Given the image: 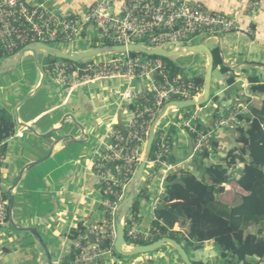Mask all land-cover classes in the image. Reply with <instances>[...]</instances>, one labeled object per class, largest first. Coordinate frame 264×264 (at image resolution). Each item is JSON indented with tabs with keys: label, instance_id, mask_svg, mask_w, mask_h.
Listing matches in <instances>:
<instances>
[{
	"label": "crops",
	"instance_id": "obj_1",
	"mask_svg": "<svg viewBox=\"0 0 264 264\" xmlns=\"http://www.w3.org/2000/svg\"><path fill=\"white\" fill-rule=\"evenodd\" d=\"M99 1L101 0H27L30 6H44L55 13L67 11L80 17ZM109 1L118 13L126 0ZM188 1L203 3L211 11L231 16L238 22L240 31L202 40L206 45L207 42L215 40L214 49L207 47L212 52L218 49L222 60V66L218 67L217 71L223 79L215 86L212 81L210 102L196 108L194 112L182 113L171 109L158 124L156 132H169L173 138V169L169 171L152 163L147 165L139 191V219L136 220L141 230H148L152 226L155 207L165 193L162 189L163 180L184 171H196L190 159L194 147L193 138L182 128L187 118L196 115L203 130L215 133L214 142L217 147L205 160L206 165H224L223 160L229 151L244 143L237 127L217 129L216 121L229 116L238 107H242L244 115L249 112L250 106L260 108L264 102L263 95H254L251 92L253 79L264 83V0H257V10L250 13L247 12V7L252 0ZM65 53L74 54L78 51ZM199 57L200 65L196 69V76L186 77L181 73L175 75L186 79H205L208 56L199 54ZM33 62L36 66L34 58ZM39 62L41 64L40 54ZM223 67L228 69L227 73L223 72ZM45 72L47 77L42 87L40 72L38 79L25 90L12 92L6 86H0V116L4 112L15 126V134L5 149L4 165L10 164L7 155L9 143L17 140L20 146L11 168L3 165L2 169V186L4 180L10 181L8 194L10 195V190L13 189L12 194L15 197L14 206L12 209L10 207L9 220L13 221L19 232L7 237L8 244L2 243L4 249L0 248V264H49L44 259L45 250L43 251L30 230L36 232L43 240L52 264H70L74 258V233L81 228L87 231L104 217L94 162L98 154L111 142V132L116 128L122 131L119 121H122L125 129L132 117V107L124 100L125 92H137L146 86L144 80L107 79L124 81L129 86L123 93L115 92L114 100L103 96L84 102L77 100L79 102L71 105L74 92L80 88L68 89L66 95L58 93L56 86L59 85L48 70ZM135 83L136 89L132 87ZM27 97L30 98L23 102ZM244 125L240 123L239 126ZM42 160L43 162L34 168L24 171L29 165ZM243 168L244 166L240 165L237 170ZM23 171L21 181L15 188L16 180ZM238 195L247 196L248 193L233 182L225 186V192L218 195V199L231 206L238 200ZM188 226L186 223L174 228L183 240V247L188 243ZM255 229L257 230L255 227L251 228L248 233L255 234L256 231H252ZM214 244V241H210L200 245ZM136 247L138 245L127 244L125 250L133 251ZM133 259L134 261L125 260V263L181 264L180 257L170 245H164L152 255H139Z\"/></svg>",
	"mask_w": 264,
	"mask_h": 264
},
{
	"label": "built area",
	"instance_id": "obj_2",
	"mask_svg": "<svg viewBox=\"0 0 264 264\" xmlns=\"http://www.w3.org/2000/svg\"><path fill=\"white\" fill-rule=\"evenodd\" d=\"M258 6L259 2L252 0L247 12L257 10ZM91 27L99 30L101 36L111 43L109 46L142 45L166 51L170 44L182 48L198 37H219L240 31L238 22L231 16L188 0H126L118 13L109 0H101L83 17L67 11L55 13L44 6H30L27 0H0V55L3 59L17 55L34 44L53 47L54 43L73 42ZM48 73L59 86L68 89L94 85L107 79L146 82L141 92H125L124 100L132 107V117L125 132L118 128L111 132V142L94 162L104 217L87 231L78 230L73 240L74 258L70 264H117V221L143 159L141 153L151 124L166 104L197 99L203 88L193 78L172 74L163 58L138 52L93 60L85 66L61 60L50 64ZM241 109L238 107L229 116L218 119L217 129L239 126ZM182 128L193 138L191 160L214 152L215 133L203 130L196 115L187 119ZM12 137L0 142V232L10 217L11 199L2 189V169L6 160L5 149ZM154 146V160L150 163L171 171L173 138L170 133L156 132ZM130 211L122 222L126 242L129 240L132 245L144 246L158 241L159 231L153 226L148 230L139 229ZM88 231L94 241L89 238Z\"/></svg>",
	"mask_w": 264,
	"mask_h": 264
},
{
	"label": "trees",
	"instance_id": "obj_3",
	"mask_svg": "<svg viewBox=\"0 0 264 264\" xmlns=\"http://www.w3.org/2000/svg\"><path fill=\"white\" fill-rule=\"evenodd\" d=\"M213 55L216 71L222 66V60L218 49ZM2 59L3 55H0V61ZM164 62L172 74L179 73L172 61L164 59ZM222 70L228 72L224 67ZM194 80L203 88L204 79ZM252 84V94L264 96V83L253 79ZM239 120L245 124L237 126L244 145L230 150L223 160L224 165L207 166L205 160L210 154L206 153L192 160L195 172L184 171L169 176L170 181L180 178L183 184L167 187L154 211L152 226L159 231L156 240L170 238L183 246V240L174 228L187 223V242L204 244L214 241L221 249L224 264H258L264 260V102L260 108L250 106L249 112L241 115ZM13 134L14 123L3 112L0 116V142ZM216 147L214 142V150ZM154 151L153 145L150 162L154 160ZM240 165L244 168L238 171ZM236 173L239 179L234 180ZM233 182L248 195H238V200L230 206L221 202L218 195L224 193L225 186ZM140 196L131 207L130 216L134 220L139 219ZM253 227L257 228L256 233L248 234ZM76 235L77 232L73 237ZM127 244H131L129 240Z\"/></svg>",
	"mask_w": 264,
	"mask_h": 264
},
{
	"label": "water",
	"instance_id": "obj_4",
	"mask_svg": "<svg viewBox=\"0 0 264 264\" xmlns=\"http://www.w3.org/2000/svg\"><path fill=\"white\" fill-rule=\"evenodd\" d=\"M43 52L47 55L54 56L58 59L61 60H66L70 62H81L90 58H94L97 56L101 55H111V54H122L125 52H138L144 55H149V56H156L160 57L163 59L170 60L172 62H175L178 58L184 57V56H189V55H199V54H206L208 56V67L206 70V75L204 79V86H203V92L202 94L197 98L193 99L191 101H186V102H171L166 104L158 113L157 117L155 120L152 122L149 133H148V138L144 147V154H143V159L140 163V166L138 168V171L136 173L135 179L131 184L130 187V193L129 195L124 199L122 205H121V210H120V215L117 221V230H118V240L115 245V251L117 254L123 257H133L136 255H142V254H149L156 252L160 250L164 245H170L171 247L174 248V250L178 253L180 256L181 260L183 261L184 264H194L187 253V251L184 249L182 245H180L178 242L175 240H172L170 238H162L150 245H144V246H138L136 247L133 251H126L125 246L127 245L126 242V237H125V230L122 225L123 219L125 216L129 213L131 210L133 201L136 199V197L139 194L140 188L142 186V181H143V176L145 173V170L147 168V165L150 163V158H151V153H152V148L155 142L156 138V131L158 124L161 122V120L164 118V116L168 113L169 110L171 109H177V110H183V109H188V108H201L204 105L208 104L211 99V90H212V81H213V74H214V55L213 52L207 47L206 42H202L199 44H195L192 46H186L179 48L176 51L173 52H168L163 49H148L142 45H123V46H103L99 47L97 49H91L83 52H78L74 54H68L65 53L55 47L52 46H47V45H41V44H34V45H29L22 49L16 57L9 61L1 70H0V78L3 77L6 74H10L13 72L23 61L24 57L26 55H31L34 58L35 64L41 73L42 76V82H41V87L44 84L46 80V72L42 68L40 62H39V53ZM30 97H27L23 102H26L27 99ZM77 126L83 130V127L77 123ZM119 127L120 129L125 132L124 125L122 121H119ZM42 161L38 163H34L29 165L27 168L24 169H31L34 168L36 165L39 163H42ZM24 171L21 173L18 181L15 184V188L19 184L22 178V174ZM175 184H183V181L180 178H177L173 181H170L168 178L163 180L162 183V189H166L169 186L175 185ZM14 188V189H15ZM13 189L10 190V199H11V209L14 206V201L15 197L12 194ZM31 232L34 233L36 236L39 244L42 246V248L46 251L47 249L46 246L41 239V237L34 231L30 230ZM89 238L94 241L93 236L91 233L88 231L87 232Z\"/></svg>",
	"mask_w": 264,
	"mask_h": 264
},
{
	"label": "rangeland",
	"instance_id": "obj_5",
	"mask_svg": "<svg viewBox=\"0 0 264 264\" xmlns=\"http://www.w3.org/2000/svg\"><path fill=\"white\" fill-rule=\"evenodd\" d=\"M220 37H221V35H220ZM205 39H206V37H203V36L195 38L189 43V46L198 44V43L202 42V40H205ZM109 44H111V43L101 36V33L99 32V30L96 27H91V29L86 30V33L81 38H79L73 42L54 43L52 45H53V47H55V48H57L63 52L73 53V52H77V51L83 52V51H87V50H91V49H97L99 47L108 46ZM215 45H216L215 40H211V41L207 42V46L210 49L211 48L214 49ZM179 47H181V46L170 44V45L166 46V49L168 51H173ZM39 54H40V60H41L42 67L44 68L45 71H47L49 69V65L52 64L53 62L61 61V59H58V58L51 56V55H47L43 52H40ZM119 55L123 56V53L119 54ZM119 55L118 54L101 55V56L90 58V59H87V60H84L81 62H77L76 64L79 66H85V65H87V63L92 62L93 60L98 61V60L112 59L114 57H118ZM15 57H16V55L4 57V59H2L0 61V70L9 61L13 60ZM163 61H164V59H163ZM173 63L179 69L178 72L181 73L183 76L194 77L197 74L196 69L200 65V57H199V55L180 57ZM38 75H39V70L34 65L33 58L31 57V55H26L24 57L23 61L21 62L20 66H18L10 74H6L1 78L0 86H6L9 89V91H12V92L16 91L18 89L19 90H25L26 88H29L32 86L33 82L38 79ZM49 77L50 76H48V79H50ZM221 79H223V77L221 76L220 72L216 70L214 72V76H213V85L215 86L217 83H219V81ZM128 86H129L128 83H125L124 81H117V80L116 81L107 80V81H102V82L94 84V85L84 86V87H81L80 89H78L74 92V94L71 98L72 99L71 105L74 104L75 102H79L77 100L84 102L85 100H88V99L91 100L94 98H101L103 96L104 97L109 96V98H112L114 100L115 96L113 94L115 92L119 93V91L121 93H123L128 88ZM56 87H57L56 91H58V93H61L63 95H66L68 93V88H64L62 86H56ZM132 87H134V89H136L137 84L135 83ZM141 91L142 90L139 89L137 92H141ZM195 110H196V108H188V109H183V110H179V111L182 113L183 112L187 113L188 111L194 112ZM9 144H10L9 145V153L7 155H8L10 164L7 163L6 165H4V167H6V168H11L12 161L15 158L14 156L19 151L18 148L20 149V146H19L17 140L11 141ZM5 152H6V150H5ZM15 161H16V159H15ZM237 177H238V174L236 173L234 176V180H236ZM18 179L16 180V182L18 181ZM9 185H10V181H7V180L3 181L2 189H3L4 193L8 196H9V194H8ZM13 212L15 213V211H13ZM252 231H256V229L252 230ZM18 232H19V230H16V227L13 224V221L10 219L9 224L3 228V231L0 234V248H1V250L4 249L2 243H4V245L8 244L7 243L8 242L7 237L10 236L12 233L18 234ZM40 247H42V246L40 245ZM184 248L187 251L189 258L193 263L194 262H203L205 264H224V261L221 257V249L215 244L213 246H211V245L203 246L200 244H188V243H186L184 245ZM210 248H212V249H210ZM43 251H44V249H43ZM154 253H156V252L149 253V254L152 255ZM142 255H144V254H142ZM145 255H148V254H145ZM137 256H139V255H137ZM137 256L123 257V256H120L118 254L117 264H126L125 260L134 261L133 258H135ZM44 259H45L46 263L52 264V262H50V255L49 254L46 253ZM180 261H181V264H184L183 261L181 260V258H180ZM258 264H264V260L262 262H258Z\"/></svg>",
	"mask_w": 264,
	"mask_h": 264
},
{
	"label": "bare ground",
	"instance_id": "obj_6",
	"mask_svg": "<svg viewBox=\"0 0 264 264\" xmlns=\"http://www.w3.org/2000/svg\"><path fill=\"white\" fill-rule=\"evenodd\" d=\"M143 154H144V152L141 153V155H143Z\"/></svg>",
	"mask_w": 264,
	"mask_h": 264
}]
</instances>
